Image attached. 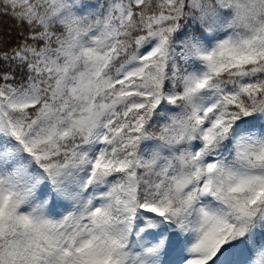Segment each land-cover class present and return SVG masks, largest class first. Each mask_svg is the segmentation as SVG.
I'll return each instance as SVG.
<instances>
[{
	"label": "snow or ice",
	"instance_id": "snow-or-ice-1",
	"mask_svg": "<svg viewBox=\"0 0 264 264\" xmlns=\"http://www.w3.org/2000/svg\"><path fill=\"white\" fill-rule=\"evenodd\" d=\"M0 264H264V0H0Z\"/></svg>",
	"mask_w": 264,
	"mask_h": 264
},
{
	"label": "trees",
	"instance_id": "trees-1",
	"mask_svg": "<svg viewBox=\"0 0 264 264\" xmlns=\"http://www.w3.org/2000/svg\"><path fill=\"white\" fill-rule=\"evenodd\" d=\"M11 22L8 21L7 19H5V21L3 22V27L4 28H8L10 26Z\"/></svg>",
	"mask_w": 264,
	"mask_h": 264
}]
</instances>
